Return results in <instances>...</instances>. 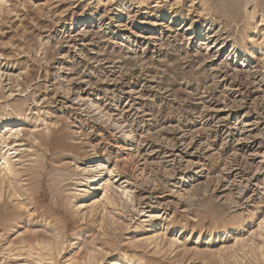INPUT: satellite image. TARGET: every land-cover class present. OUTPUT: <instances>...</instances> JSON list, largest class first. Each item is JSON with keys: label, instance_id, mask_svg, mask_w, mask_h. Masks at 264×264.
<instances>
[{"label": "rangeland", "instance_id": "374dc122", "mask_svg": "<svg viewBox=\"0 0 264 264\" xmlns=\"http://www.w3.org/2000/svg\"><path fill=\"white\" fill-rule=\"evenodd\" d=\"M2 163L0 264H264V0H0Z\"/></svg>", "mask_w": 264, "mask_h": 264}, {"label": "bare ground", "instance_id": "6f19581e", "mask_svg": "<svg viewBox=\"0 0 264 264\" xmlns=\"http://www.w3.org/2000/svg\"><path fill=\"white\" fill-rule=\"evenodd\" d=\"M92 104V103H91ZM94 106V105H93ZM1 170L7 168V165L5 163L0 164ZM47 247V246H46ZM30 253V252H28ZM40 255V254H39ZM45 259V258H44ZM43 260V259H42ZM47 260V258H46Z\"/></svg>", "mask_w": 264, "mask_h": 264}]
</instances>
